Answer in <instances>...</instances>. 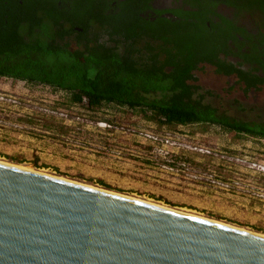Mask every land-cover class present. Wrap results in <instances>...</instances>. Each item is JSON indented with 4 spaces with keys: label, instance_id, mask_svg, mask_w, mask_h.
I'll return each instance as SVG.
<instances>
[{
    "label": "rangeland",
    "instance_id": "1",
    "mask_svg": "<svg viewBox=\"0 0 264 264\" xmlns=\"http://www.w3.org/2000/svg\"><path fill=\"white\" fill-rule=\"evenodd\" d=\"M198 73L207 101L239 119L264 118L263 101L219 94L209 70ZM69 100L0 79V160L264 234V138Z\"/></svg>",
    "mask_w": 264,
    "mask_h": 264
},
{
    "label": "water",
    "instance_id": "2",
    "mask_svg": "<svg viewBox=\"0 0 264 264\" xmlns=\"http://www.w3.org/2000/svg\"><path fill=\"white\" fill-rule=\"evenodd\" d=\"M0 264H264V235L0 162Z\"/></svg>",
    "mask_w": 264,
    "mask_h": 264
},
{
    "label": "trees",
    "instance_id": "3",
    "mask_svg": "<svg viewBox=\"0 0 264 264\" xmlns=\"http://www.w3.org/2000/svg\"><path fill=\"white\" fill-rule=\"evenodd\" d=\"M17 13L6 23L0 16V79L64 91L71 105L89 111L114 104L158 124L216 125L228 133L264 138V118L239 119L207 101L209 93L194 83L196 55L202 51L196 52L198 47L190 39L171 42L168 38L155 43L130 15L122 14L99 23L93 33L81 34L74 29L75 23L68 29L48 13L46 20L37 19L27 2ZM17 20L26 22L23 30L27 33H23L28 41L20 35ZM38 23L46 40L33 37ZM54 34L60 39L64 34H78L76 39L84 46L68 50L67 42L55 43ZM250 85L247 82V88Z\"/></svg>",
    "mask_w": 264,
    "mask_h": 264
},
{
    "label": "flooded vegetation",
    "instance_id": "4",
    "mask_svg": "<svg viewBox=\"0 0 264 264\" xmlns=\"http://www.w3.org/2000/svg\"><path fill=\"white\" fill-rule=\"evenodd\" d=\"M26 2L35 9L37 19H45L48 13L68 29L75 23L74 29L81 34L93 33L99 23L121 18L123 14L130 15L135 25L144 27L147 38L155 43L161 44L168 38L171 42L190 39L198 47L196 52L202 51L196 55L198 69L194 76H200L201 68L209 70L219 94L264 102V0H0L2 21L6 23ZM126 11L129 14H124ZM16 22L20 35L28 41L23 33H27L23 30L26 22ZM40 27L39 23L34 26L33 37L46 40ZM76 35L53 37L55 43L67 42V49L73 50L84 46ZM247 82L252 84L249 88ZM194 83L201 87V76Z\"/></svg>",
    "mask_w": 264,
    "mask_h": 264
},
{
    "label": "bare ground",
    "instance_id": "5",
    "mask_svg": "<svg viewBox=\"0 0 264 264\" xmlns=\"http://www.w3.org/2000/svg\"><path fill=\"white\" fill-rule=\"evenodd\" d=\"M0 162L7 163V164H10V165H14V166H16V167L23 168V169H26V170H30V171H34V172H40V173H45V174L51 175V174H49V173H46V172H43V171H40V170H37V169H33L32 167L30 168V167L20 166V165H16V164H11V163L5 162V161H3V160H0ZM54 176H55V175H54ZM58 177H59V176H58ZM66 179H68V178H66ZM70 180H71V179H70ZM72 181H75V180H72ZM77 182H78V181H77ZM80 183H81V182H80ZM84 184H86V183H84ZM87 185H90V184H87ZM91 186H92V185H91ZM93 187H96V186H93ZM97 188L104 189V188H101V187H97ZM111 192H112V191H111ZM115 193H117V192H115ZM122 195H125V196H128V197H132V198H134V199H138V200H141V201H144V202L152 203V204H155V205H159V206H162V207L171 208V207H168V206H164V205H162V204H158V203H155V202H152V201H148V200H143V199H140V198H137V197H133V196H129V195H126V194H122ZM171 209L176 210V209H174V208H171ZM176 211H180V212L188 213V214L193 215V216H198V217H201V218H205V217H203V216H200V215H197V214H194V213L185 212L186 210H185V211L176 210ZM205 219H208V218H205ZM210 220H211V219H210ZM213 221H215V220H213ZM217 222H220V221H217ZM220 223H223V222H220ZM223 224H226V223H223ZM227 225H230V224H227ZM231 226H233V225H231ZM234 227H237V226H234ZM237 228H240V229H242V230H247V229H244V228H241V227H237ZM247 231H250V230H247ZM252 232H253V231H252ZM255 233H257V232H255ZM258 234H260V233H258ZM261 235H264V234H261Z\"/></svg>",
    "mask_w": 264,
    "mask_h": 264
},
{
    "label": "built area",
    "instance_id": "6",
    "mask_svg": "<svg viewBox=\"0 0 264 264\" xmlns=\"http://www.w3.org/2000/svg\"><path fill=\"white\" fill-rule=\"evenodd\" d=\"M84 102H85V98H84ZM152 139H156V138L155 137H152ZM260 170L264 171V167L263 166H260Z\"/></svg>",
    "mask_w": 264,
    "mask_h": 264
}]
</instances>
